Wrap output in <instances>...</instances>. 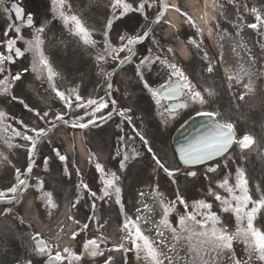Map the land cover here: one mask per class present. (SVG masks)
Listing matches in <instances>:
<instances>
[{"label":"snow or ice","instance_id":"1","mask_svg":"<svg viewBox=\"0 0 264 264\" xmlns=\"http://www.w3.org/2000/svg\"><path fill=\"white\" fill-rule=\"evenodd\" d=\"M6 0H0V10H2L7 19L10 21L7 29L4 31L3 36L5 39L0 40V95H10L11 89L14 83L21 79L22 73L27 72L25 68L21 72H17L13 75L8 65L14 64L16 58L23 57L25 53H31L33 59L31 64V70L38 74V78H45L51 85V89L55 92V95L63 102L65 108L69 111H75L83 109V115H77L71 123V127L84 129L90 125L95 124L97 119L103 120L105 117L97 116L103 109L108 108L109 103L113 105V111H116V101H106L103 97L88 98L85 100L76 89H71L67 93L60 91L55 83L54 79L59 75L51 65L48 57L45 54V34L47 22H42L39 26H35L34 15L28 13L25 16L23 7L13 2L9 7H3ZM147 0H141L137 7H133V4L128 0H112L111 9L112 17L107 20L105 25V31L103 32V47L96 55L95 59L98 66L101 62H107L109 58L116 60L119 59V55L122 52H127L129 56L135 55V45L144 39L148 35L145 32L143 36H128L121 35L119 40L122 42L120 46H113L110 38L109 31L112 28L113 21L126 16L130 12L143 13L145 10V4ZM151 7V5H149ZM161 11L159 17L164 15V10L167 5L164 0H160ZM213 10L222 7L218 5L216 0H213ZM119 11V15H116V11ZM186 16L188 21L195 27V21L191 16L184 12L180 8L175 9ZM251 11L255 13V23L248 25L249 28L259 29L264 26V17H262L256 8H252ZM50 12L52 19L59 20L63 24L64 28L68 30L69 34L78 38L85 46L96 48L98 41L93 38V30L89 29L81 16L75 13L72 9L70 0H50ZM34 28L30 39H25L22 35V28ZM9 33H15L14 36H10ZM22 41L25 47L23 50L17 46V42ZM126 41V43L124 42ZM191 43L195 41L190 40ZM198 46V45H197ZM171 52V49H168ZM129 56H125L120 63L123 64L129 60ZM207 57V53H205ZM160 62L170 69L168 79L159 86V89H153L149 87L145 81V87L148 88L152 96L156 99V103L160 104L161 99H176L184 97V102L179 105H172L166 108L165 111L171 115L175 112L176 108H186L188 103H199L204 105L206 103L205 96L201 91L197 90L192 81L187 77L181 67L176 63H172L167 59H161L160 56L151 58L150 56L143 57L137 65L138 74L139 68L145 64H152ZM208 72L213 71V67L210 65L207 68ZM244 77H248L249 83L244 87L251 91V78L252 73L248 68H245L243 64H240L234 75H230L228 80L235 81L237 84L241 83ZM175 78V81H173ZM231 86V85H230ZM112 85L109 83L108 88ZM205 93L208 96L215 94L213 89H205ZM12 99L17 97L12 96ZM243 99V95L240 96ZM21 103L23 101L21 100ZM25 107H28L25 105ZM30 111H35L29 109ZM130 109H123L118 112L121 117H124L129 123L132 121V117L126 116V112H130ZM67 113L57 114L55 120H65ZM208 117H217L218 113L215 112H203L198 113ZM35 115L39 119H44L49 115L48 111L41 114L39 111H35ZM112 113H108V118H111ZM163 115V113H162ZM92 117L87 119L86 117ZM7 119V114L0 110V132L5 135L4 143L9 147H23V145H14L11 140L14 137H20L24 141L28 142V158L31 160L36 154L37 144L48 135V132L44 128L29 127L23 125V121H19L27 131H20L15 128H11L10 125H4V121ZM9 129H11V135H8ZM28 132L34 133L29 135ZM121 140L124 138L121 137ZM141 141L147 145L148 141L141 135ZM256 143L253 136L244 134L242 138L237 140V132L235 125L232 122H221L218 119L214 120L212 125L204 133L196 136L193 140L189 141L186 145H182L179 148V159L184 165L196 166L207 164L209 161H214L217 157H224L228 153L233 144H238L241 149H247ZM59 159L65 161L67 158L64 155H60ZM148 151L152 152L151 147H148ZM119 155V153H117ZM138 153L133 150L132 158ZM0 157L4 160L8 158L0 153ZM129 155L125 153L120 163V169L123 170L126 163L129 160ZM153 160L159 169H162L169 177H174L179 170H169L161 162V160L153 153ZM45 164H47V158H45ZM220 165L215 166L209 164L206 171L209 173H215L219 169ZM227 167V163L224 164ZM96 170L100 173V180L103 185L102 196L99 199L105 197H112L115 195V202L120 205L121 212L124 211V205L122 203V189L119 186L120 177L116 172L106 171L103 165L100 163L95 164ZM32 173V166L29 164L24 172L21 169H15V183L8 187L6 190H0V201H16L22 199V193L29 187V178ZM195 171L186 173L187 176H196ZM23 177V178H21ZM43 181L37 180L35 187L41 189L43 187ZM85 189L88 188L87 184L82 185ZM218 189H223L227 195H221L219 191L209 188L208 195L214 197L215 201L219 202L220 212L228 213L234 217V226L229 227L227 223L221 218V215L212 211L213 204L207 200L201 199L193 201L189 204L180 195L176 196L173 201H166L162 194L158 192V186L154 190L157 193V198H154L156 203L162 209V215L159 221L151 219V213L153 207L148 204L144 205V209L148 215L141 213L140 209H137L138 213L134 219L132 217H126L122 224V231L125 236L122 238V242L110 250H123L125 252L135 250L137 258L143 261V264H264V226H258V217L264 215V189L257 185L255 189V195L249 187V180L242 168L236 170V178L234 183H230L229 175H225L223 179L217 184ZM141 196L144 193H140ZM92 197H97L96 192H91ZM43 198L51 207H56L53 202L52 193H43ZM177 204H180L184 208V212L180 214L176 220L175 226L169 219L172 212L176 210ZM95 207V205H93ZM191 209V210H189ZM10 211V210H9ZM79 223V222H77ZM151 224V228H146V225ZM88 224H84L83 228L87 229ZM79 233L73 232L72 238L75 239ZM39 233L32 237L35 243V251L38 254H46V264H74L76 261L82 259L81 255H78L70 248H64L63 252L56 251L53 254L52 248L43 239H38ZM104 237H96L87 239L83 243V253L91 257L101 256V242L105 240ZM125 242L129 243L131 247L126 248ZM235 245H242V254H238ZM183 251V255H181ZM111 257L105 261V264H110ZM31 264V261L28 262Z\"/></svg>","mask_w":264,"mask_h":264},{"label":"rangeland","instance_id":"2","mask_svg":"<svg viewBox=\"0 0 264 264\" xmlns=\"http://www.w3.org/2000/svg\"><path fill=\"white\" fill-rule=\"evenodd\" d=\"M41 1V8H40V13H41V18L40 15H39V12L35 13L36 14V19L39 21V25L42 23V22H47V27H46V34H45V45H44V49H45V54L46 56L48 57L51 65L53 66L54 70L60 74V72L62 71V68H63V65L65 63V58L63 56V53H64V49H65V39L67 37V35L65 34L64 32V28H63V25L61 22L59 23H54L52 21V19H47L46 17L48 16L47 15V10H48V6L46 7V4L43 3V0H40ZM112 1V0H111ZM111 1L110 3L108 2V0H70L71 4H72V9L75 13L79 14L81 17H86V12L88 10V7L90 6V8H92L93 5L97 6V9L95 10V13L93 14V12H90V15L93 14L92 17L90 18H86V20H88L90 22V24L92 23V20L95 18V20H101L102 21V16L106 13L105 11V8L107 9L109 7V5H111ZM154 2V4L156 5V8L159 9V7H157V4H158V0H151ZM141 2V0H133V3L135 6H137L139 3ZM184 0H178V3L179 5L182 7V5L184 4ZM200 3H203V4H200L198 3L197 5L199 6H202L203 5V10L206 11L207 9H209V7L207 6V4L205 2H202V0L200 1ZM216 2L218 3V5H221L220 3L221 0H216ZM108 3V4H107ZM259 3H260V7H259V11L258 13L264 17V0H259ZM220 9V7L218 8ZM119 9L116 11V15H119ZM156 11V10H154ZM206 15V14H205ZM52 16V15H51ZM209 15H207L206 17H208ZM2 18V16H0ZM215 17V12H213V18ZM124 19V18H122ZM148 20H152V14L150 13L148 15ZM220 22H218L216 24V26H221L223 23L221 22L222 20L219 19ZM248 22L250 23H255L256 20H250L248 19ZM38 24H36V26H39ZM92 25V24H91ZM135 27V24H130V25H127V29H134ZM144 28V26H140L139 28L136 29V31L138 29H142ZM193 28V31L191 32H188L187 34H185L187 36L188 39L190 40H196V37H197V29L196 27H193V26H190L188 25L187 28H185L186 30L184 31H187L188 30H192ZM158 30L161 31V28H159ZM128 31V30H126ZM135 31V30H134ZM262 31H264V26H262ZM34 32V28L33 29H30V30H27L26 31V37L28 36H31L30 34ZM125 29H121L120 33L117 34V38L119 39V37L121 35H125ZM157 36V35H156ZM262 36L264 37V32L262 33ZM71 41H73L74 43H76V47H78V41H75L73 40V38H69ZM264 41V40H262ZM102 42V40H101ZM121 42L117 40V45H119ZM85 45L82 46V44L80 43L79 44V47L83 50L86 49V47H84ZM101 47H102V44H101ZM70 48H73L71 45H70ZM31 64H32V59H25L24 61L21 62L20 66H15V68H10L9 66H7L9 69H11V72H20L23 70V68L26 66L29 68L30 70V76H28L27 78H24L26 81H27V86L26 88L28 90H30L29 92L32 94V97H33V101L34 103L31 105L33 107H27V111L29 116L32 114H35V111H41L42 114L43 112L45 111H51L52 109H54L52 106L53 103H50L49 101L46 100V95L44 96V93L46 91V87L45 85L43 84L42 81H36L34 78H33V74L34 72L31 70ZM21 69V70H20ZM145 70V69H143ZM62 82H58V87L62 88ZM40 91V93H38ZM25 97H28V93L25 94ZM2 99H3V96L0 95V109L4 106L2 104ZM36 102V103H35ZM50 104H49V103ZM18 105L19 103H21V101H17ZM26 104V103H25ZM24 104V105H25ZM38 104V105H36ZM16 105L17 107H15L13 110V112H17V116L19 117V114L21 112H23L22 110V105ZM127 106H129L128 104H126ZM36 107V108H35ZM128 108V107H127ZM29 109H33L35 111H30ZM31 112V113H30ZM24 113H27V112H24ZM140 114L141 116L139 117V119H141L142 117V120H141V123L144 124L146 121L148 122L149 120V116L146 114V113H138ZM144 114V115H143ZM28 115L25 116V118H28L29 117ZM132 121L133 122H136L137 121V115L134 116L132 115ZM31 120V119H30ZM29 120V121H30ZM19 121H21V118L19 117L17 119L14 120V121H10L8 120L7 123L10 124L11 128H15V129H19V130H22L23 129V125L24 123L27 124V121L28 120H25L23 121V125L19 123ZM28 121V122H29ZM255 121L256 119H252L250 120L249 122H251V125L249 126H255ZM243 127H246L247 124L245 123H241ZM163 132H160L159 134L164 136L166 138V144H167V149L170 148V137L171 135L174 133L175 131V128L173 130H171V132H164L163 129H161ZM60 135H63L64 134V130L61 129L59 131ZM157 134V135H159ZM146 135L147 137L149 138V141H150V138H152L153 136H155V133L153 135V132L152 131H149V130H146ZM56 140H59L58 138ZM52 146H56V142L53 143V145L49 146V145H44L43 147H52ZM164 189H163V197L165 198L166 201H172L174 199V196H173V190H172V187H173V184L166 178H164ZM193 185H189V187L185 190V192L183 193L181 191V196L184 198L185 201H187L189 204H191L193 201H197V200H201V199H204V200H207L208 202L212 203L213 204V208H212V211L214 212H217V214L221 215L222 212H220V208H219V202L218 201H215L214 200V197L212 196H209L208 195V190L209 188L213 189V190H216V191H219V193L221 195H226L224 190L223 189H218L217 187L215 186H207L205 184H199V187H192ZM169 190H168V189ZM149 193L151 194V192L153 191L151 188H149ZM154 198H157V195H154ZM141 206V205H139ZM149 206L153 207V212L151 213V219L154 220V221H159L160 218H161V215H162V209L160 208V206L156 203V201H149ZM183 213V210H181L179 212V214H182ZM137 216L136 213H133V216L132 218L134 219L135 217ZM169 219L172 221L173 223V212L170 214L169 216ZM146 228H151L152 225L149 224V225H146L145 226ZM183 252V251H182ZM136 264V263H134Z\"/></svg>","mask_w":264,"mask_h":264},{"label":"bare ground","instance_id":"3","mask_svg":"<svg viewBox=\"0 0 264 264\" xmlns=\"http://www.w3.org/2000/svg\"><path fill=\"white\" fill-rule=\"evenodd\" d=\"M186 5L189 7L190 12L193 10L201 11L202 6L197 5L196 1L197 0H185ZM212 0H207V3L210 4ZM167 3V15H166V21H167V26L166 29L167 31L165 34L170 36L173 33V30L176 29L177 27H182V18L179 16V12L176 11L175 9L178 7L177 0H166ZM226 49L228 51L226 55V59L228 61H233V60H239L238 57H236L232 52H230L231 48L229 46H226Z\"/></svg>","mask_w":264,"mask_h":264},{"label":"water","instance_id":"4","mask_svg":"<svg viewBox=\"0 0 264 264\" xmlns=\"http://www.w3.org/2000/svg\"><path fill=\"white\" fill-rule=\"evenodd\" d=\"M189 141H191V139H190V129L188 128L184 130L183 132H180V134L176 137L175 146L177 150H179V148L182 145H186Z\"/></svg>","mask_w":264,"mask_h":264},{"label":"flooded vegetation","instance_id":"5","mask_svg":"<svg viewBox=\"0 0 264 264\" xmlns=\"http://www.w3.org/2000/svg\"><path fill=\"white\" fill-rule=\"evenodd\" d=\"M185 98L183 97V100H184Z\"/></svg>","mask_w":264,"mask_h":264}]
</instances>
